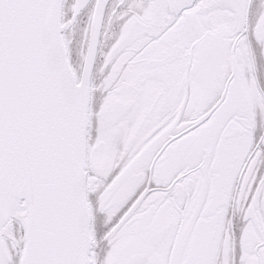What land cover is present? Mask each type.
Segmentation results:
<instances>
[{
    "label": "snow or ice",
    "instance_id": "6c2138e0",
    "mask_svg": "<svg viewBox=\"0 0 264 264\" xmlns=\"http://www.w3.org/2000/svg\"><path fill=\"white\" fill-rule=\"evenodd\" d=\"M0 264H264V0H0Z\"/></svg>",
    "mask_w": 264,
    "mask_h": 264
}]
</instances>
